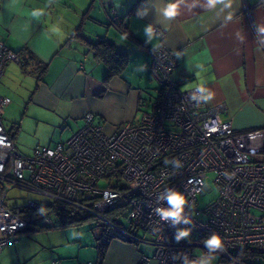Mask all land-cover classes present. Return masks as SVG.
Returning <instances> with one entry per match:
<instances>
[{"label":"crops","instance_id":"0c3cea01","mask_svg":"<svg viewBox=\"0 0 264 264\" xmlns=\"http://www.w3.org/2000/svg\"><path fill=\"white\" fill-rule=\"evenodd\" d=\"M167 3L0 0L1 40L10 50L31 57L22 69L7 64L0 95L9 97L10 84L26 73L35 81L32 93L40 109L36 120L60 130L61 141L82 126L87 112L112 132L123 122L136 121L159 95L148 51L162 44L177 57L174 77L183 86L200 85L203 80V86L214 93L206 105H225L223 115L232 117L236 131L264 129V39L256 38L253 27L254 22L264 23V0H233L225 12L219 5L215 10L203 7L207 0H199L194 8L193 0H186L172 20L157 11ZM227 11L234 16L225 24ZM148 25L162 29V38L152 33L149 40ZM237 33L244 36L243 42ZM101 41L114 48L120 61L115 69L93 50L92 45ZM8 132L19 150L18 136ZM84 222L28 225L2 249L0 264H159L153 245L133 243L109 229L86 231ZM210 255L216 258L209 259ZM201 262L237 264L216 253Z\"/></svg>","mask_w":264,"mask_h":264},{"label":"built area","instance_id":"2783aa9c","mask_svg":"<svg viewBox=\"0 0 264 264\" xmlns=\"http://www.w3.org/2000/svg\"><path fill=\"white\" fill-rule=\"evenodd\" d=\"M153 34L162 38L164 31L155 26ZM148 52L160 93L136 121L107 132L87 112L65 141L37 146L31 156L17 149L5 128L11 99L0 95V252L28 225L53 221L52 210L27 221L9 207L8 191L19 188L86 212L117 237L153 245L159 264H186L185 257L188 264L202 261L211 254L203 241L214 233L222 237L223 250L212 253L238 264L236 256L252 248L251 263L264 262V129L236 131L232 117L223 115L225 105L209 107L199 99V85L181 91L183 81L173 75L178 64L173 51L159 44ZM9 62L28 64V54L10 50L0 38V78ZM169 188L185 195L182 216L189 223L160 218L156 210L169 207L160 198ZM213 190L215 197L200 209L198 195ZM39 206L28 198L23 209ZM115 206L124 208V219L105 216ZM122 219L125 224L117 222ZM183 229H190V236L177 242Z\"/></svg>","mask_w":264,"mask_h":264},{"label":"rangeland","instance_id":"374dc122","mask_svg":"<svg viewBox=\"0 0 264 264\" xmlns=\"http://www.w3.org/2000/svg\"><path fill=\"white\" fill-rule=\"evenodd\" d=\"M15 64L17 66L19 65L17 63ZM154 86L156 85L154 84ZM9 87L11 88V91L8 93L11 103L5 108L3 124L5 128L11 132L12 136H18L17 143L19 151L24 155L31 156L37 146H54L61 141V139H59L61 133L60 130L54 131L53 129H50L49 124L39 123V121L36 120V117L40 115L38 112L40 109L38 106H35L33 98L32 92L35 90V81L33 78L25 73L22 79H17L14 84H10ZM62 131L64 130L62 129ZM98 184L102 185L103 181H99ZM215 195V190L205 195H198V207L203 209L215 197ZM28 198L38 200L40 205H44L48 201L46 197L38 196L19 188H13L9 190L6 195V204L11 208L22 210ZM42 212V210L39 211L36 209L32 211H24L21 215L27 221H32L34 218H40ZM50 216L53 221H73L77 219H79L78 221H85L82 225V229L86 231H90L92 228L97 232L99 230L102 231L107 227L101 222L102 220L95 218L84 211L77 212L73 216L65 219H60V217L54 212H51ZM122 223L125 224L124 222ZM107 229L113 232L112 228L107 227Z\"/></svg>","mask_w":264,"mask_h":264},{"label":"clouds","instance_id":"9594fccd","mask_svg":"<svg viewBox=\"0 0 264 264\" xmlns=\"http://www.w3.org/2000/svg\"><path fill=\"white\" fill-rule=\"evenodd\" d=\"M186 0H168V3L164 5L162 8H158V14L162 15L165 20H172L174 19L178 14L179 10L181 8V5L184 4ZM199 0H193V3L191 7H196ZM233 0H207V4L203 7H206L208 10H215L217 6H220V12H225L226 10H229L232 8ZM41 13L34 12L33 15H40ZM146 14V10L145 13ZM234 13L232 11H227V14L224 16V22L227 24L228 22L233 20ZM253 27L255 29L256 38L258 40L264 39V23H257L254 22ZM145 32L147 33L149 40L152 38L153 33V26L148 25L145 28ZM237 39H239L241 42L244 40V36L240 33H237ZM197 76L199 77L200 74L197 73ZM204 81L201 80L200 85L198 86V91L202 94L199 99H202L205 103L210 102L213 99L214 93L205 88L203 86ZM190 85H185L184 88L181 89V91L186 90ZM194 99H197V97H193ZM177 167H180V162L177 161ZM161 199H167L168 201V208H160L156 211L159 213L160 218L162 220H169L171 219L172 224L176 225L179 224L182 220L184 223H189L190 221L185 219L182 216V213L184 211V205L187 203L186 197L183 193L176 191L174 189L169 188L166 191V195L161 196ZM190 229H183L178 230L177 234L175 236V239L177 242H179L182 238L189 237L190 236ZM205 246L209 249L210 253L215 252L216 249L223 250V239L218 233H214L211 237L207 238L203 241ZM177 258V256H174L173 259ZM215 256L210 255L209 259H215ZM186 264L187 257H185ZM194 264H202L201 261L194 262Z\"/></svg>","mask_w":264,"mask_h":264},{"label":"trees","instance_id":"16d2710c","mask_svg":"<svg viewBox=\"0 0 264 264\" xmlns=\"http://www.w3.org/2000/svg\"><path fill=\"white\" fill-rule=\"evenodd\" d=\"M118 25V28L124 33V28L119 26ZM93 47V50L101 55L104 59H106L107 62H110V63H113V65H111V69H115L116 68V65L118 64V62H120L119 60H116V57L114 56L115 54V50L114 48H112V46L108 45V44H105L103 43L102 41L101 42H98L96 44H93L92 45ZM23 54H28L27 52L23 53ZM28 59L30 60L31 57L30 55L28 54ZM123 61V60H121ZM116 64V65H114ZM21 67H26L27 64H23V65H20ZM15 211L19 212V213H22L24 212L25 210H18V209H15L13 208ZM42 210H52V212L56 213L57 216L60 217V219H65V218H68L70 216H73L74 214H76L77 212H82L80 211L79 209H76L74 207H70V206H67V205H63L61 203H52L50 201H47L46 204L44 205H40L39 206V211ZM105 215L108 217V218H111V219H116V217L118 216H121V218L124 219L125 217V212H124V208H120L118 206H115V207H112L110 209H108L105 213ZM121 220V221H117L121 224H123L122 222L125 223L124 220ZM79 219L77 220H73V221H60L61 224L63 222L64 223H77V222H80L78 221ZM129 227V226H128ZM107 229V227H106ZM256 254V252L254 251V249L252 248H246L244 249V251L242 253H239L236 257H237V262L238 264H252L251 263V260L248 259L249 257H253V255ZM256 264H264V262H260V263H256Z\"/></svg>","mask_w":264,"mask_h":264}]
</instances>
